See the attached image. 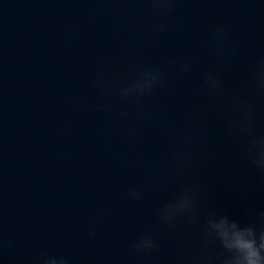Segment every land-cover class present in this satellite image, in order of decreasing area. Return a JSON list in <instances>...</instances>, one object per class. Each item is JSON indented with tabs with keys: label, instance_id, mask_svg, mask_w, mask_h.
<instances>
[{
	"label": "clouds",
	"instance_id": "clouds-1",
	"mask_svg": "<svg viewBox=\"0 0 264 264\" xmlns=\"http://www.w3.org/2000/svg\"><path fill=\"white\" fill-rule=\"evenodd\" d=\"M139 3L147 4L148 11L157 17L152 23L146 26L147 33L155 40L160 34L168 30L167 25L158 19L161 15H169L174 11L177 0H138ZM96 10L91 13L90 18H94ZM229 37L223 25H217L208 40V44L215 50L218 57L223 61L228 52ZM130 49L134 46L130 45ZM127 53L123 59H127ZM137 75L128 83L115 89V94L128 102L136 109L135 112H122L118 110V102L110 100L100 107V110L109 113L116 120H129L124 131L129 139L136 140L137 130L134 120H144L149 123H159L156 119L157 111H144L140 107L141 98L151 96L158 88L167 86L164 78L165 74L158 66H148L138 64L135 66ZM179 70L188 72L191 64L184 62L179 65ZM116 77L123 75V66L118 63L112 69ZM95 87L104 94H110L109 79L105 72H99L95 77ZM249 86L256 91L264 92V57L260 58L252 73ZM203 89L215 96L221 97L224 88L216 74L215 69L209 71L203 83ZM73 102L83 104L80 97H73ZM91 107V106H89ZM95 110V109H93ZM231 112L235 113V118L229 121L230 130H235L240 136L247 138L244 145V154L249 158L251 166L264 174V134L258 135L255 132L253 122L254 105L248 101H241L234 98L231 103ZM197 121H193L188 126L185 134L183 147L173 150L176 160L174 174H179L184 167L191 164L195 157L194 136L192 129ZM199 186L192 185L182 189L173 199L166 201L159 209L158 217L162 224L173 227L179 217H195L199 213L196 205L197 196L200 195ZM206 195V193H204ZM129 199L140 200L143 193L130 189L127 192ZM108 210H102L98 215H107ZM264 219V212L260 213ZM95 233L93 232L92 235ZM201 237L204 247L193 255L184 258V264H264V224H261L259 231L253 224L241 225L237 220L231 219L228 215L209 214L201 226ZM11 241L0 239V249L11 247ZM219 245V251L214 250L215 245ZM132 248L139 254L151 255L158 250L159 244L151 234H145L133 242ZM37 264H69V260L63 256L50 255L46 250L40 253Z\"/></svg>",
	"mask_w": 264,
	"mask_h": 264
}]
</instances>
